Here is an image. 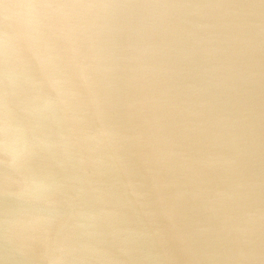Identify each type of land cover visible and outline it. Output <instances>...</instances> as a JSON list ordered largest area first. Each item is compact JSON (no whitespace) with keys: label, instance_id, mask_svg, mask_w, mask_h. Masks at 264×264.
<instances>
[{"label":"water","instance_id":"95a60500","mask_svg":"<svg viewBox=\"0 0 264 264\" xmlns=\"http://www.w3.org/2000/svg\"><path fill=\"white\" fill-rule=\"evenodd\" d=\"M0 264H264V0H0Z\"/></svg>","mask_w":264,"mask_h":264}]
</instances>
